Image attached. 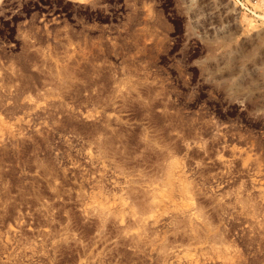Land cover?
Returning a JSON list of instances; mask_svg holds the SVG:
<instances>
[{
	"label": "rangeland",
	"instance_id": "1",
	"mask_svg": "<svg viewBox=\"0 0 264 264\" xmlns=\"http://www.w3.org/2000/svg\"><path fill=\"white\" fill-rule=\"evenodd\" d=\"M241 3L0 0V264H264Z\"/></svg>",
	"mask_w": 264,
	"mask_h": 264
},
{
	"label": "built area",
	"instance_id": "2",
	"mask_svg": "<svg viewBox=\"0 0 264 264\" xmlns=\"http://www.w3.org/2000/svg\"><path fill=\"white\" fill-rule=\"evenodd\" d=\"M247 1H250L251 4L241 3V10L244 11V13H246L247 15H250L255 19H260L258 13L254 11L252 7V5L257 4L259 0H247ZM262 3L264 4V0H262Z\"/></svg>",
	"mask_w": 264,
	"mask_h": 264
},
{
	"label": "bare ground",
	"instance_id": "3",
	"mask_svg": "<svg viewBox=\"0 0 264 264\" xmlns=\"http://www.w3.org/2000/svg\"><path fill=\"white\" fill-rule=\"evenodd\" d=\"M170 173V172H169ZM170 177V176H169ZM169 184H171V182H170V179H169ZM172 186V185H171ZM172 188V187H171ZM194 213V212H193ZM198 215V214H197ZM194 224V223H193Z\"/></svg>",
	"mask_w": 264,
	"mask_h": 264
}]
</instances>
